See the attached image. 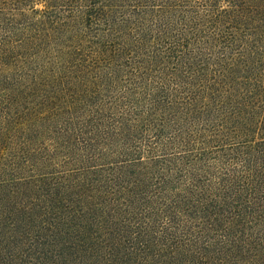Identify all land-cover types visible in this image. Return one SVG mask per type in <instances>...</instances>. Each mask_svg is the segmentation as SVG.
<instances>
[{
  "label": "trees",
  "instance_id": "1",
  "mask_svg": "<svg viewBox=\"0 0 264 264\" xmlns=\"http://www.w3.org/2000/svg\"><path fill=\"white\" fill-rule=\"evenodd\" d=\"M0 264H264V0H0Z\"/></svg>",
  "mask_w": 264,
  "mask_h": 264
}]
</instances>
